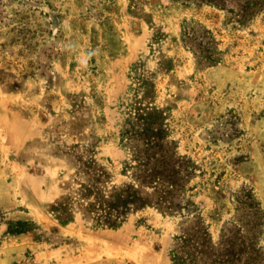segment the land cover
<instances>
[{
  "label": "rangeland",
  "instance_id": "374dc122",
  "mask_svg": "<svg viewBox=\"0 0 264 264\" xmlns=\"http://www.w3.org/2000/svg\"><path fill=\"white\" fill-rule=\"evenodd\" d=\"M138 107L159 111V139L194 165L178 199L189 209L97 224L86 213L96 194L138 187L134 154L149 137ZM87 148L107 178L90 199L69 155ZM69 197L62 223L53 206ZM258 202L264 0H0V264H210L179 239L197 220L214 253L247 234L264 253ZM19 220L28 231L9 233Z\"/></svg>",
  "mask_w": 264,
  "mask_h": 264
},
{
  "label": "trees",
  "instance_id": "16d2710c",
  "mask_svg": "<svg viewBox=\"0 0 264 264\" xmlns=\"http://www.w3.org/2000/svg\"><path fill=\"white\" fill-rule=\"evenodd\" d=\"M187 34L191 36V39H197L194 36L195 34L190 32ZM199 43L203 45L205 50L211 49L207 43L206 45H204L203 41H199ZM210 54H213L209 53L211 59L212 56ZM136 109V122L143 125L141 126L142 130L139 132L142 135L149 136L144 140L145 148L139 151L137 149V152L134 154V158L138 162L137 171L134 174L138 181V187H136V184L127 183L116 186L108 200L101 199V195L96 194L94 196L95 202L89 203L86 213L88 215L94 214L97 224L116 228L128 214L148 206H156L164 213L180 211L183 215L189 209V205H182L178 199L186 187L194 165L190 161L185 160V158L177 157L176 151L167 148L164 141L160 140L161 132H163V123L161 122L162 117L156 108L152 112H149V108L144 107ZM129 125H131L130 121ZM134 127V125L131 127L132 133H135ZM150 131L152 134H149ZM95 154V150L91 148L78 153L74 150L69 152L71 158L77 162L79 168L87 175V183L83 184L81 189V196L85 199H90L94 195L93 193L94 191L96 192L97 184L107 181V178L99 172V164L95 158ZM146 188H152L153 191L149 192ZM70 201L71 198L69 197L64 201H58L53 206L57 218L62 223H67L73 219ZM100 203L101 205H107L109 210L106 214H98V205ZM257 206L256 213L258 214V218L262 219L264 217V210L260 202H258ZM25 224L26 222L21 220L11 223L8 232L11 234L26 232L28 228L25 227ZM193 228L187 230L179 239L182 241V245L189 249V252L190 247L191 250L196 249L201 254V257L210 261V264H264L262 261L264 260V253L256 248L255 243L252 241L253 237H250L248 234L239 246L227 248L226 251L217 254L214 253L215 248L212 247L211 235L203 221L197 220ZM226 235L227 233L223 232L222 242H224ZM247 240L252 242L247 244ZM194 255L195 252H190L189 259L193 263L198 259ZM174 260L180 263V258H175Z\"/></svg>",
  "mask_w": 264,
  "mask_h": 264
}]
</instances>
